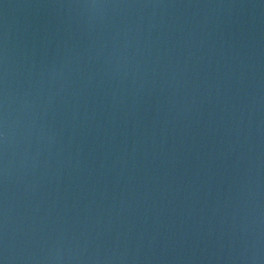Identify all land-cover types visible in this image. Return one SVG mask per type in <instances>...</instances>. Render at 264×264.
Instances as JSON below:
<instances>
[{"label": "water", "instance_id": "1", "mask_svg": "<svg viewBox=\"0 0 264 264\" xmlns=\"http://www.w3.org/2000/svg\"><path fill=\"white\" fill-rule=\"evenodd\" d=\"M0 264H264V0H0Z\"/></svg>", "mask_w": 264, "mask_h": 264}]
</instances>
